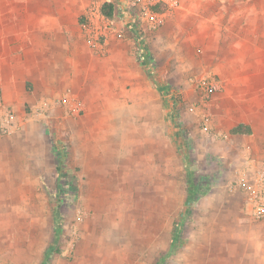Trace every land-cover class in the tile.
Returning a JSON list of instances; mask_svg holds the SVG:
<instances>
[{
    "label": "rangeland",
    "instance_id": "obj_1",
    "mask_svg": "<svg viewBox=\"0 0 264 264\" xmlns=\"http://www.w3.org/2000/svg\"><path fill=\"white\" fill-rule=\"evenodd\" d=\"M2 23L78 53L0 134V264H264L224 100L226 61L264 56V0H0Z\"/></svg>",
    "mask_w": 264,
    "mask_h": 264
},
{
    "label": "crops",
    "instance_id": "obj_2",
    "mask_svg": "<svg viewBox=\"0 0 264 264\" xmlns=\"http://www.w3.org/2000/svg\"><path fill=\"white\" fill-rule=\"evenodd\" d=\"M59 28L51 23L0 24V96L20 114L26 104L40 105L43 98L36 97L43 95L42 91L64 89L67 60L72 62L78 52L67 45L68 36ZM57 40L62 44L59 51ZM58 54L61 69L57 68ZM224 80L231 129L239 124L251 129L250 135L234 136L248 143L241 169L253 175L264 163V56H231L226 61Z\"/></svg>",
    "mask_w": 264,
    "mask_h": 264
},
{
    "label": "built area",
    "instance_id": "obj_3",
    "mask_svg": "<svg viewBox=\"0 0 264 264\" xmlns=\"http://www.w3.org/2000/svg\"><path fill=\"white\" fill-rule=\"evenodd\" d=\"M50 105L42 107L45 114ZM30 117L20 114L14 108L7 106L0 96V134L12 135L21 129ZM237 180V187H240L246 194L247 203L254 217L264 220V163L257 166L253 175L245 172Z\"/></svg>",
    "mask_w": 264,
    "mask_h": 264
},
{
    "label": "trees",
    "instance_id": "obj_4",
    "mask_svg": "<svg viewBox=\"0 0 264 264\" xmlns=\"http://www.w3.org/2000/svg\"><path fill=\"white\" fill-rule=\"evenodd\" d=\"M115 12V6L111 2L104 3L101 7V14L106 18H112ZM230 133L232 135H250L251 129L245 124H239L236 127L232 128L230 130ZM198 186V187H197ZM196 186V190L203 188L202 184H198ZM192 200L189 202V205H191ZM193 203V202H192ZM177 232L174 231V240H177Z\"/></svg>",
    "mask_w": 264,
    "mask_h": 264
}]
</instances>
